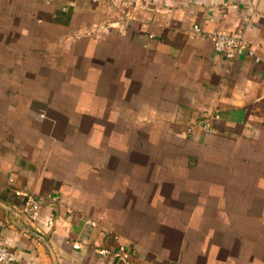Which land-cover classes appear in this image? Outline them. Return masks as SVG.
Here are the masks:
<instances>
[{
	"label": "crops",
	"instance_id": "1",
	"mask_svg": "<svg viewBox=\"0 0 264 264\" xmlns=\"http://www.w3.org/2000/svg\"><path fill=\"white\" fill-rule=\"evenodd\" d=\"M0 243L14 264H117L97 250L119 244L264 264V0H0Z\"/></svg>",
	"mask_w": 264,
	"mask_h": 264
},
{
	"label": "built area",
	"instance_id": "2",
	"mask_svg": "<svg viewBox=\"0 0 264 264\" xmlns=\"http://www.w3.org/2000/svg\"><path fill=\"white\" fill-rule=\"evenodd\" d=\"M123 13L128 16L127 12ZM111 28V25L94 26L93 31H106ZM191 39L203 34L212 43L215 51L224 56L227 60H234L239 56L246 54L255 61H260L256 55L255 50L246 39L242 31H227V30H213L204 31L201 25L195 24L190 29ZM208 126V125H206ZM14 195L22 201V212L29 221L36 222L40 219L42 213V204L38 198L27 189L14 190ZM91 225H94L91 223ZM118 239L117 236L114 237ZM75 249H79L81 244L78 242L72 243ZM99 255H111L117 264H135L131 260L130 253L126 246L119 244L117 249L113 252L108 249L97 250ZM18 256L15 251L2 245L0 243V264H14L17 262Z\"/></svg>",
	"mask_w": 264,
	"mask_h": 264
}]
</instances>
